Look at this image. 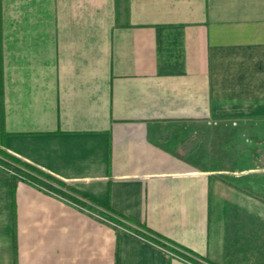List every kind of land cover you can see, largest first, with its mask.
Segmentation results:
<instances>
[{
  "label": "crops",
  "instance_id": "obj_1",
  "mask_svg": "<svg viewBox=\"0 0 264 264\" xmlns=\"http://www.w3.org/2000/svg\"><path fill=\"white\" fill-rule=\"evenodd\" d=\"M0 103V150L49 177L16 182L14 246L0 166V264L263 256L227 216L264 223V0H0Z\"/></svg>",
  "mask_w": 264,
  "mask_h": 264
},
{
  "label": "trees",
  "instance_id": "obj_2",
  "mask_svg": "<svg viewBox=\"0 0 264 264\" xmlns=\"http://www.w3.org/2000/svg\"><path fill=\"white\" fill-rule=\"evenodd\" d=\"M0 128H1V135H2L3 134V129H2L3 128V111H2L1 103H0ZM0 166H2L3 168H5L7 170H11L14 172V174H10V195H11V200H12V215H13L11 230H12L13 243L15 246V224H14L15 220H14L13 197H14L16 182L19 180H28V181L35 183V184H42L44 182L42 181L41 178H49V177L45 173H43L42 171L37 169L36 167H33L32 165H29V164L25 163L24 161L16 158L15 156H12V155H10L6 152H3L1 150H0ZM45 186H48V185L45 184ZM81 196L83 198L87 199L88 201L93 202L88 197H86L84 195H81ZM70 198H72V197H70ZM72 199L74 202H77L80 205H84V203L81 202L80 200H77L75 198H72ZM100 206H102V205H100ZM107 210L112 215L104 213L103 217L110 222H113L116 224H121V221L119 220V218H125L126 219V217H123V215L111 210L108 207H107ZM165 242H167V240H165ZM168 242H167L168 245L164 244L163 242H160V241H159V244L165 246L170 251L180 255L181 257H183L187 260L192 261L189 254H193V255L197 256L194 252H192L188 249H184L182 247L179 248L181 250V251H179L178 249H176L175 244L173 242H170V241H168Z\"/></svg>",
  "mask_w": 264,
  "mask_h": 264
},
{
  "label": "rangeland",
  "instance_id": "obj_3",
  "mask_svg": "<svg viewBox=\"0 0 264 264\" xmlns=\"http://www.w3.org/2000/svg\"><path fill=\"white\" fill-rule=\"evenodd\" d=\"M254 217L251 213H244L241 211H232L227 216V225H228V232H227V239L233 240V242H237L236 245H234V250L240 251L241 243H244L243 240L246 241V239H249L251 241H255V236L257 235V232H259V238H261L259 241L263 242V247L259 248L260 253L263 254L257 255L253 254L254 257L258 256L257 258H249V260H243L240 259L237 260L238 264H264V223H259L261 218ZM262 227V229H261ZM246 237V238H245ZM254 237V238H253ZM244 238V239H243ZM256 242V241H255ZM251 248L253 247L255 249L256 244L254 245L249 242ZM245 244H243L244 247ZM252 248V249H253ZM251 251V250H250ZM250 254V253H249ZM251 255V254H250Z\"/></svg>",
  "mask_w": 264,
  "mask_h": 264
},
{
  "label": "built area",
  "instance_id": "obj_4",
  "mask_svg": "<svg viewBox=\"0 0 264 264\" xmlns=\"http://www.w3.org/2000/svg\"><path fill=\"white\" fill-rule=\"evenodd\" d=\"M8 172H9L10 174H14V172L11 171V170H8ZM129 232H131V231H129ZM136 235H137V233H136ZM138 236H139L140 238L145 239V240H148V241H150V242L152 241V240L146 238V237L143 236V235H138ZM152 243L158 245V246L161 247L163 250H165L166 252H168L169 254H171V255H173V256H175V257H178V258L181 257L180 255H178V254H176V253L170 251V250L167 249L165 246H163V245H161V244H159V243H157V242L152 241ZM163 243L168 245V243H166L165 241H163ZM181 258H183V257H181Z\"/></svg>",
  "mask_w": 264,
  "mask_h": 264
}]
</instances>
